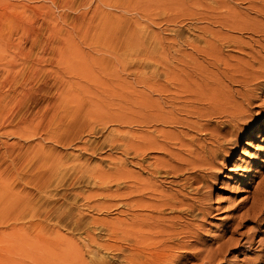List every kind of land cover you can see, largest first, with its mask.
<instances>
[{
  "label": "rangeland",
  "instance_id": "rangeland-1",
  "mask_svg": "<svg viewBox=\"0 0 264 264\" xmlns=\"http://www.w3.org/2000/svg\"><path fill=\"white\" fill-rule=\"evenodd\" d=\"M263 17L264 0H0V264H130L162 211L195 235L167 264H264ZM141 76L168 83L173 124L130 131ZM130 132L170 142L132 156Z\"/></svg>",
  "mask_w": 264,
  "mask_h": 264
},
{
  "label": "bare ground",
  "instance_id": "bare-ground-1",
  "mask_svg": "<svg viewBox=\"0 0 264 264\" xmlns=\"http://www.w3.org/2000/svg\"><path fill=\"white\" fill-rule=\"evenodd\" d=\"M252 10V9H251ZM255 12V11H254ZM212 14H215V13H212ZM256 14H257V12H256ZM260 15V14H259ZM204 16H206V14L205 15H203V17ZM214 17H215V15H213ZM213 16H211V17H213ZM218 16V15H217ZM209 18V17H208ZM264 18V17H263ZM211 19H213V18H211ZM211 19H209V21L211 20ZM214 19H217V18H214ZM213 19V20H214ZM218 19H221V18H219L218 17ZM212 20V21H213ZM204 21V20H203ZM207 21V20H206ZM206 21L204 22V23H206ZM211 21V22H212ZM216 21V20H215ZM220 21V20H219ZM218 21V22H219ZM224 21H226V20H224ZM233 21H235V20H233ZM239 21V20H238ZM218 22H217V24L216 25H219L218 24ZM221 22V21H220ZM223 22V21H222ZM229 22V21H228ZM210 23V22H209ZM227 23V22H226ZM210 24H213V22L212 23H210ZM220 24H222V23H220ZM230 24V23H229ZM234 24H236L237 25V22H234ZM233 24V25H234ZM239 25H240V23H238ZM223 25V24H222ZM222 25H220V26H222ZM228 24H225V22H224V27L225 26H227ZM238 25V26H239ZM242 26H243V28H245V25L244 24H241ZM241 25H240V28H242L241 27ZM231 24L229 25V28L232 30V28H231ZM228 27V26H227ZM247 28V27H246ZM246 28L244 29V30H246ZM205 29V28H204ZM239 29V28H238ZM228 30V29H227ZM252 30V29H251ZM214 32V31H213ZM238 32V31H237ZM241 32H242V30H241ZM250 32H252V31H250ZM258 33V32H257ZM262 33V32H261ZM208 34V33H207ZM206 34V35H207ZM213 34V33H212ZM216 34V31H215V33H214V35ZM255 34H256V32H255ZM255 34H253L254 36H255ZM263 34V33H262ZM211 35V34H210ZM213 36V35H212ZM261 36H263V35H261ZM213 38V37H212ZM214 38H215V36H214ZM262 38H264V37H262ZM221 39V38H220ZM264 40V39H263ZM210 42V41H209ZM208 43V42H207ZM211 43H212V41H211ZM214 45V44H213ZM208 47H209V45H208ZM210 47H212V45L210 46ZM209 50V49H208ZM211 50H212V48H211ZM206 54H208V53H206ZM207 57L209 56V55H206ZM212 56V55H211ZM208 59V58H207ZM210 59V58H209ZM162 61V60H161ZM161 63V62H160ZM207 63V62H206ZM208 64V63H207ZM212 65V64H211ZM158 67H160L161 69H162V67H161V65L160 66H158ZM220 67V66H219ZM218 67V68H219ZM228 68V67H227ZM164 69V68H163ZM162 69V70H163ZM209 69V68H208ZM226 73V72H225ZM145 74V73H144ZM218 75H219V73H218ZM227 75V74H226ZM225 75V76H226ZM146 76V75H145ZM145 76H141V78L138 80V82H137V85H139L140 87H142L143 89H145V90H147V91H144V92H141V94L140 95H138L139 96V98H138V101H137V103L135 102V103H133V102H130V101H128V104H127V112H128V115H127V121H126V123L128 124V126L130 127V131H132V130H134V128L136 127V129L138 130L139 129V131H142V129H145V130H151V129H154L155 131H158V128H159V126H164V125H170L171 123H172V121L173 120H168L167 118H166V116L163 114V106L162 105H167V103H168V101H167V99H166V96H165V94H169V87L167 88V87H165L166 85H168V83L166 84V85H161V86H163V89H162V87L160 88V84H158L157 85V83L158 82H156V81H151L150 79H148L147 77H145ZM205 76V75H204ZM207 76V75H206ZM205 76V77H206ZM215 76V75H214ZM209 77V76H208ZM212 77V76H211ZM221 77V76H220ZM223 77V76H222ZM221 77V78H222ZM228 77V76H227ZM232 77H233V75H232ZM205 79V78H204ZM214 79H215V77H214ZM218 79V78H217ZM231 79V78H230ZM259 79H264V75H259L257 78H256V80H259ZM170 80H171V78H170ZM169 79H168V81H170ZM206 80V79H205ZM158 81H159V79H158ZM240 81V80H239ZM207 82V81H206ZM210 82H211V80H210ZM217 82H218V80H217ZM164 83H166V82H164ZM170 83V82H169ZM172 83H174V85H175V82H172ZM171 83V84H172ZM215 83V82H214ZM213 83V84H214ZM171 84H170V86H171ZM178 84V83H177ZM216 84V83H215ZM219 84V83H218ZM208 85V84H207ZM173 86V85H172ZM175 86H177V85H175ZM180 86V85H179ZM182 86H183V84H182ZM210 86V85H209ZM178 87V86H177ZM211 87H212V85H211ZM214 87V86H213ZM218 89V88H217ZM171 90V89H170ZM175 90H176V87H175ZM174 90V91H175ZM178 91H179V89H178ZM172 92V91H171ZM207 92V91H206ZM209 92V91H208ZM213 92V91H212ZM158 93H159V95L161 94V95H163L162 97H165V98H163L161 101L162 102H159V104L157 103V102H155L153 99H152V95H150V94H153V95H158ZM216 93V92H215ZM129 95V94H128ZM171 95V94H170ZM174 95V94H173ZM175 95H176V93H175ZM177 95H178V93H177ZM205 95V94H204ZM172 96V95H171ZM189 96V95H188ZM207 96H208V94H207ZM217 96L216 95H213V94H210V96H209V100L211 101L212 99H214V98H216ZM247 96H245V98H246ZM177 100H179L178 99V97H177ZM184 100V99H183ZM170 101V100H169ZM216 101V100H215ZM243 101V100H242ZM177 102H179V101H177ZM185 102V101H184ZM250 102V101H249ZM248 102V103H249ZM125 103V102H124ZM176 103V102H175ZM188 103V102H187ZM244 103V102H243ZM251 104V103H250ZM249 104V105H250ZM133 105H135V106H137L138 107V110H134V106ZM168 106V105H167ZM190 107V106H189ZM212 108V107H211ZM209 109V108H208ZM241 109V110H240ZM249 110V109H248ZM248 110H242V108L239 106L238 107V109H235L234 108V110L231 112V115H229V117H228V122H227V124H228V126L230 125V126H232V127H234L238 122H239V120H241L242 118H245L246 116V114L248 113ZM175 111V110H174ZM216 112V111H215ZM166 114V113H165ZM207 114H209V113H207ZM175 115H177V114H175ZM182 115H184V114H182ZM205 115H206V113H205ZM219 115V114H218ZM208 116V115H207ZM172 118V117H171ZM170 118V119H171ZM206 118V117H205ZM209 118V117H208ZM227 118V117H226ZM183 120V119H182ZM178 121V120H177ZM176 121V122H177ZM174 123V122H173ZM172 123V124H173ZM180 123V122H179ZM174 128V127H173ZM176 128V127H175ZM225 129H226V127H225ZM136 130V131H137ZM223 131V130H222ZM131 133H132V135H131ZM133 133L134 132H130V135H129V137H128V145H127V148H126V151H127V153L129 154V153H131L130 155H137L138 153L140 154V157H142V156H144L145 154L147 155V154H149V153H154V152H156V153H160V151L161 150H164V146H165V144H167V143H165V141H158L159 139L158 138H150V139H148L147 141H143L142 140V142H141V144L140 143H136V136H134L133 135ZM213 133V132H212ZM212 133H211V135H212ZM223 133V132H222ZM156 134H157V132H156ZM169 133H167V136L166 135H164L166 138H168V135ZM215 135H216V133H214ZM218 134H220V133H218ZM140 135V134H139ZM162 134H159L158 135V137L159 136H161ZM223 135V134H222ZM222 135H220V136H222ZM226 135V134H225ZM219 136V137H220ZM224 136V135H223ZM222 136V137H223ZM217 137H218V135H217ZM218 137V138H219ZM225 137V136H224ZM138 138V137H137ZM169 138H171L170 136H169ZM221 138V137H220ZM165 139V138H164ZM171 139H173V138H171ZM210 139V138H209ZM174 140H176V139H174ZM173 140V141H174ZM211 140H213L214 142L213 143H216L217 144V146H220L221 145V143H220V141L216 138V139H214V135H213V137H212V139ZM167 141H169L170 142V140H167ZM166 141V142H167ZM172 142V141H171ZM211 142V141H210ZM174 144H175V141L173 142ZM212 143V144H213ZM173 144V145H174ZM167 145H169V143L167 144ZM173 145H172V148H173ZM176 145H178V144H176ZM211 145V144H210ZM182 146V145H181ZM167 147H169V146H167ZM122 148V147H121ZM166 148V147H165ZM172 148H171V150H172ZM180 148V147H179ZM201 148H204L203 146L201 147ZM124 149V148H123ZM176 149H178V148H176ZM182 149H183V151L184 150H186L185 148H183L182 147ZM125 150V149H124ZM168 150L169 151H171L169 148H168ZM202 150V149H201ZM123 151V150H122ZM126 151H124V152H126ZM177 151H179V150H177ZM181 151V150H180ZM204 151V150H203ZM148 152V153H147ZM166 152H167V150H166ZM165 152V153H166ZM173 152V151H172ZM186 152V151H185ZM123 153V152H122ZM126 153V154H127ZM162 153V152H161ZM164 153V154H165ZM168 153V155L169 154H171V153H169V152H167ZM182 153V152H181ZM191 152H189V153H187L189 156H191L193 153H191ZM199 153H203L202 151H200ZM125 154V153H124ZM125 154V155H126ZM174 154V153H173ZM178 154H179V152H178ZM186 154V153H185ZM159 155V154H158ZM131 156V157H132ZM157 156V155H156ZM160 156V155H159ZM170 156V155H169ZM171 156H173L172 154H171ZM176 156V155H175ZM135 157V156H134ZM134 157H132L133 159H134ZM145 157V156H144ZM165 157V156H164ZM166 157H167V155H166ZM174 157V156H173ZM131 158V159H132ZM168 158V160H169V158L170 157H167ZM167 158H166V160H167ZM175 158V157H174ZM144 159V158H143ZM142 159V160H143ZM164 160H165V158H163ZM171 160V159H170ZM173 160V159H172ZM135 161V160H134ZM131 162H132V160H131ZM156 162V161H155ZM162 162V161H161ZM160 162V163H161ZM166 162V161H165ZM171 162V161H170ZM169 162V165L170 166H173V165H171L172 164V162L170 163ZM184 162V161H183ZM187 163V162H186ZM139 164V163H138ZM155 164V163H154ZM159 162L157 163V166L159 167ZM162 164H164V163H162ZM178 164H180V163H178ZM182 164H184V163H182ZM194 164V163H193ZM132 165H134L133 164V162H132ZM168 165V164H167ZM168 165V166H169ZM174 165H175V163H174ZM191 165V164H190ZM134 166H137V164L136 165H134ZM141 166V165H140ZM139 166V167H140ZM154 165L152 164V166L151 167H153ZM156 166V165H155ZM199 166H203L202 164H199ZM198 165L196 166V167H199ZM145 167V166H144ZM147 167H149V166H147ZM157 167V168H158ZM164 167V166H163ZM175 167V166H174ZM174 167H172L173 169H174ZM183 168V166H179V168ZM194 168H195V166H193ZM141 168H143L142 166H141ZM160 168V167H159ZM167 168V167H166ZM169 168H171V167H168V169ZM179 168H177V170L178 171H175V172H171V175H174L175 177H173V178H175L176 180H177V174H178V172L179 171H181V168L179 169ZM147 169H145V171H146ZM153 170L154 171H156L154 168H153ZM164 169L162 168L161 169V171H158V172H162ZM166 170V169H165ZM172 170V169H171ZM148 171V170H147ZM168 171V170H167ZM167 171H166V173H167ZM170 171V170H169ZM168 171V173L167 174H169L170 172ZM195 171V170H194ZM163 172H165V171H163ZM154 173V172H153ZM150 174V173H149ZM155 174V173H154ZM166 174V175H167ZM136 174H134L133 173V176H135ZM157 175H158V173H157ZM170 176V175H169ZM135 177H137V176H135ZM172 178V177H171ZM135 180H137V178H134ZM137 182V181H136ZM145 183V182H144ZM173 183V182H172ZM133 184V183H132ZM137 184V183H136ZM136 184H134L135 186H136ZM171 184V183H170ZM146 186V185H145ZM137 187V186H136ZM179 187V186H178ZM136 189V188H135ZM146 189V188H145ZM137 190V189H136ZM133 191V190H132ZM135 191V190H134ZM133 191V192H134ZM132 192V193H133ZM179 192V191H178ZM137 193H139V192H137ZM180 193V192H179ZM196 193V192H195ZM136 194V193H135ZM161 194H163V193H161ZM198 194V193H197ZM166 195V194H165ZM179 195V194H178ZM180 195H182V194H180ZM175 196H177V195H175ZM161 197H162V195H161ZM166 197V196H165ZM150 198V197H149ZM162 198H164V196L162 197ZM166 198H168V196L166 197ZM170 198H171V196H170ZM175 197H172V199H174ZM164 200L165 199H163V201H162V204H163V202H164ZM167 200V199H166ZM165 200V201H166ZM169 200V199H168ZM167 200V201H168ZM166 201V202H167ZM194 201H196L195 199L193 200H190V199H185V203L183 204L184 206H186L185 207V209L187 210V212L186 211H184V212H186V213H191V211H190V209H191V207H192V205H194ZM165 203V202H164ZM179 203V202H178ZM161 204V205H162ZM177 204V203H176ZM181 204V203H180ZM139 205V204H138ZM136 206V208L137 207H139V206ZM178 205V207L177 208H179V207H181V206H183V205H181V206H179V204H177ZM166 207V208H165ZM133 208H134V205H133ZM140 208V207H139ZM139 208H137L138 210H139ZM146 209H147V207H145ZM152 208V207H151ZM150 208V209H151ZM154 208H155V206H154ZM154 208H152L153 209V211H154ZM150 209H147V210H150ZM162 209V206H161V208H158V210H161ZM163 209H167V210H171L172 211V213H178L176 210H178V209H175V206H173L172 204H169V202L166 204H163ZM162 209V210H163ZM133 210H135V209H133ZM145 210V209H144ZM143 210V211H144ZM146 210V211H147ZM161 210V211H162ZM132 211V210H131ZM136 211V210H135ZM153 211H152V213H153ZM182 211V210H181ZM160 212V211H159ZM159 212H156L157 214L159 213ZM166 212V211H165ZM151 213V212H150ZM155 213V214H156ZM162 213H163V211H162ZM162 213H160V215L162 214ZM171 213V214H172ZM180 213H183V212H180ZM168 214V213H167ZM136 215V214H135ZM145 215V214H144ZM148 215V217H149V219L151 218L152 219V217H150L151 216V214H150V216H149V214H147ZM159 215V217H155V215H154V217H153V219L152 220H154V219H156L157 220V222H159L160 224H161V222L162 223H165L164 222V220L166 221L167 220V222H168V225H163L164 227L163 228H160L157 224H156V226L153 224V225H151V226H153V227H151L152 229H157V230H155V231H160L159 233H155L154 234V238L155 237H157L158 235H159V239L158 240H154V239H151L149 242H150V244L149 245H144L145 247H143V250H141V248L139 249V248H137L136 250H135V252L133 253V255L132 254H130V256L132 257V259H131V261L129 260V262H130V264H167V261H168V259L170 258V253H171V251H173V250H175V249H179V248H181L182 246L181 245H174V242H175V240L177 239V238H179V236H186V235H190V231H187L186 229H182V230H180L179 232H177L176 231V225H179L180 224V226H183V227H188V224H183V222H182V224L183 225H181V222H180V220L178 219V217H169V218H164V217H162V216H160ZM164 215H166V214H163V216ZM178 215H180V214H178ZM188 215V214H187ZM137 216V215H136ZM146 216V215H145ZM175 216H177V215H175ZM182 216V215H181ZM180 216V217H181ZM140 217H141V215H140ZM143 217V216H142ZM135 218H137V217H135ZM134 218V219H135ZM139 218V217H138ZM147 218V217H146ZM185 218V217H184ZM148 219V218H147ZM150 219V220H151ZM183 219V218H182ZM187 219V218H186ZM133 220V219H132ZM151 220V221H152ZM185 220V219H184ZM186 221V220H185ZM180 222V223H179ZM136 223V222H135ZM141 224V223H140ZM159 224V225H160ZM143 226H144V224H143ZM189 226H190V224H189ZM148 227H150L149 225H148ZM186 227V228H187ZM140 228H142V225H141V227H139V229ZM190 228V227H189ZM152 229H146V232L145 233H147V231H150V233H151V230ZM180 229V228H179ZM142 230V229H141ZM193 231V230H192ZM121 233V232H120ZM150 233H147V234H150ZM191 233H193V232H191ZM196 233V232H195ZM143 234V233H142ZM152 234V233H151ZM194 234V233H193ZM193 234L192 235H190V236H193ZM144 235V234H143ZM146 236V235H145ZM144 236V237H145ZM189 236V237H190ZM195 236V235H194ZM193 236V237H194ZM139 238H140V236H138ZM183 237V238H184ZM127 238V237H126ZM132 238V237H131ZM134 238V237H133ZM145 238H147V237H145ZM180 239V238H179ZM144 240V239H143ZM143 240H140L141 242L143 241ZM147 240H149L148 238H147ZM146 239L143 241V242H145V241H147ZM179 241V240H178ZM149 242H147V243H149ZM180 242H182V241H180ZM144 244V243H143ZM182 244V243H181ZM183 245V244H182ZM189 245V244H188ZM176 246V247H175ZM218 249H221V247H219ZM145 251H147V252H145ZM185 251H186V249H185ZM133 252V251H132ZM128 256V255H127ZM126 263V262H125ZM129 264V263H128Z\"/></svg>",
  "mask_w": 264,
  "mask_h": 264
}]
</instances>
